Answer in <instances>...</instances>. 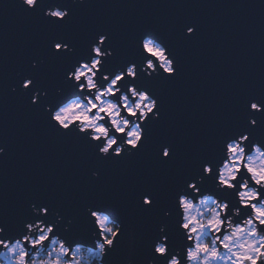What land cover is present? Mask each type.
Instances as JSON below:
<instances>
[{
  "label": "water",
  "instance_id": "obj_1",
  "mask_svg": "<svg viewBox=\"0 0 264 264\" xmlns=\"http://www.w3.org/2000/svg\"><path fill=\"white\" fill-rule=\"evenodd\" d=\"M17 3L0 0V147L6 149L0 156V221L14 225L26 215L29 201H50L76 215L82 203L105 199L131 219L138 264L162 223L179 246L176 225L163 214L174 192L201 159L218 154L221 137L245 117V102L264 95V0H88L87 7L72 6V19L58 32L72 38L76 55L88 51L96 31L107 29L117 49L110 70L135 59L137 41L146 34L170 44L178 65L175 77L142 81L163 109L161 119L148 126V145L131 157L105 161L82 136L54 128L42 107H29L30 95L11 93L16 72L31 71L48 90L45 102L56 104L62 98L55 89L70 90L66 69L75 59H54L47 44L53 29L23 15ZM187 21L199 25L196 36L181 34ZM41 58L44 63L31 69V61ZM161 139L174 144V160L157 159L153 146ZM97 166L104 177L100 183L90 180ZM144 185L155 188L158 203L141 212L134 193ZM85 228L78 225L80 233ZM105 260L123 264L124 255Z\"/></svg>",
  "mask_w": 264,
  "mask_h": 264
},
{
  "label": "clouds",
  "instance_id": "obj_2",
  "mask_svg": "<svg viewBox=\"0 0 264 264\" xmlns=\"http://www.w3.org/2000/svg\"><path fill=\"white\" fill-rule=\"evenodd\" d=\"M17 5L29 12L42 8L40 15L44 20L58 23L64 17L70 21L74 14L72 6L87 7L88 0H71V4L65 0H31L30 4L18 0ZM55 13L60 16L53 21ZM185 35L190 33L185 30ZM107 38V35L98 36L97 43L91 44V53L87 51L82 56L76 55V47L61 46L75 59L66 69L65 83L71 81L70 90L66 94L57 87L55 94L62 99L56 104L45 102L48 90L29 79L31 71L16 72L10 91L30 93L29 107H42L49 123L58 131L82 136L98 158L123 159L148 145V126L161 119V111L157 109L160 98L142 81L164 78V65L171 66L176 58L170 44L156 35L146 34L136 44L133 60L137 63L125 62L110 70V58L115 56L113 49L98 51L103 47L100 41ZM145 40L153 41L155 47L144 48ZM162 48L167 51H160ZM52 50H56L55 43ZM139 59H143L142 64L138 63ZM43 63L42 58L33 59L31 69H38ZM257 113H264V104L251 98L239 126L221 137L218 154L201 159L195 172L174 192L172 206L163 214L176 225L180 245L174 243L168 224L162 223L140 264H165V261L167 264H264V134L257 131L260 129ZM5 150L0 147V156ZM92 176L98 177L99 172L93 171ZM28 207L30 219L44 216L43 208H37L35 203H29ZM47 219L45 216L34 223L26 221V231L22 234L9 233L0 222V238H3L0 264H105L110 245L101 246L94 234L69 243L62 237L70 231L72 218L64 223L65 217L57 213L55 224L46 223ZM60 224L63 231L57 230ZM111 227L118 233L121 226L117 223ZM133 254L130 247L124 257L125 264H138Z\"/></svg>",
  "mask_w": 264,
  "mask_h": 264
},
{
  "label": "snow or ice",
  "instance_id": "obj_3",
  "mask_svg": "<svg viewBox=\"0 0 264 264\" xmlns=\"http://www.w3.org/2000/svg\"><path fill=\"white\" fill-rule=\"evenodd\" d=\"M27 2L30 4L31 0H27ZM47 6L51 7V5H47ZM17 7L19 8L18 5ZM60 7H67V5H60ZM19 10L25 16L38 17L42 22L46 23L51 29H53V32L50 35L47 44L50 50V55L54 59H61L70 56V54L64 51V48L61 46L63 45L68 47H75V44L70 36L62 35L59 34L58 32L59 29L63 28L69 22L68 17H64L63 20H59L58 23H54L52 21H47L42 18V16L40 15L42 8L34 9L31 12H29L26 8L24 9L19 8ZM59 16H60L59 13H55L53 15L52 20L53 21L57 20ZM66 21L67 23H65ZM193 28H195V31H193ZM198 28L199 25L195 21H187L180 25V32L184 37H189V36L194 37L197 34ZM185 30H187L190 33V35H185ZM104 35H107L108 38L106 40L100 41L103 47H100L98 51L103 52L106 51L107 48H112L114 53H116L117 49L114 43L112 33L107 29L98 30L91 36L88 45L89 53H91L92 51L91 44L97 43V37ZM53 43H55L56 45L55 51L52 50ZM138 43L139 40L137 41V44ZM143 47L144 48L155 47V44L153 41L145 40ZM160 51L166 52L167 49L162 48L160 49ZM168 59L171 60L172 57L169 55ZM126 62L137 63L136 60L126 61ZM138 63L142 64L143 59H139ZM156 67H160V65L157 64ZM177 68L178 65L176 61L173 60L171 66L165 64L163 70L167 77H175L177 74L176 71ZM29 79H31L35 85L40 86V83L37 80L35 74H32L29 77ZM155 79L163 80V78L161 77H155ZM31 86L32 85H29L28 87ZM252 98L257 99L258 103L264 104V95L258 97H252ZM248 102L249 99L245 102L244 105L245 112L247 111ZM157 109L161 112L163 110L160 105V101L157 102ZM257 114H259L258 117H259V125L261 129V133L264 134V113H257ZM169 148L172 149L171 152L168 151ZM153 151L157 159L161 163L165 162V158H167L168 161H172L175 159V146L171 141L161 139L158 143H156L153 146ZM161 154L163 155V159L161 158ZM99 159L101 161L109 160L102 158ZM93 171L99 172V176L94 178L92 176ZM199 171L201 174L204 171L202 164L200 165ZM103 179L104 177L102 175V169L99 166L91 170L90 180L92 182L100 183L103 181ZM185 186H187V184H185ZM149 197H151V199H149ZM134 198L136 205L141 212L151 211L154 207H156L158 203V193L155 190V188L150 185H144L138 188L134 193ZM29 203H35V206L37 208H43L44 216H36L34 219H30L31 209L28 207V211L26 215L20 220H18L14 225L10 226L7 219L0 221L7 226V230L9 231V233L22 234L24 231H26L25 229L26 221L29 223H34L36 219L44 220L45 216L48 217L46 223L55 224L56 214L59 213L60 215H63L65 217L64 223H68L69 217L72 218V223L69 224L70 231L65 233L64 236L62 237V239L67 238L69 243L76 242L77 240H83L85 238H89L94 234L96 242L99 243L101 246L110 245V247L108 248L107 257H111L113 254H117V253H122L124 257H126L128 255L130 247L134 251L135 243L137 240V234L133 227V223L131 219L125 215L118 214L115 211L111 202L108 200L98 199V200L86 201L78 207L76 215H70L62 208L58 207L57 205L53 204L50 201L36 200L35 202L29 201L28 204ZM81 222L86 226L84 233H80L78 231V225ZM117 223L121 226L118 233L113 227H111L112 225ZM177 226L179 225L177 224ZM57 230L63 231V224L58 225ZM41 236H43V233H41ZM33 239L35 240V234L33 235ZM0 244H3V238H0ZM35 246H36L35 243H33V247ZM96 246H97L96 243H94L93 248H95ZM94 255H98V253H94ZM105 264H109V261L105 260ZM123 264H125V261L123 262ZM165 264H167L166 261Z\"/></svg>",
  "mask_w": 264,
  "mask_h": 264
}]
</instances>
